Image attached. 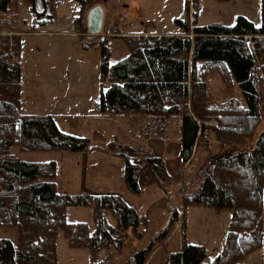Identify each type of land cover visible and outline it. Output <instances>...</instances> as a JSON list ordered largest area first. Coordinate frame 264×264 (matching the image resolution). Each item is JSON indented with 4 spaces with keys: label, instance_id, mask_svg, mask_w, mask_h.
I'll use <instances>...</instances> for the list:
<instances>
[{
    "label": "trees",
    "instance_id": "16d2710c",
    "mask_svg": "<svg viewBox=\"0 0 264 264\" xmlns=\"http://www.w3.org/2000/svg\"><path fill=\"white\" fill-rule=\"evenodd\" d=\"M10 2L0 0L1 13ZM191 5L192 13L189 0H184V16L174 19L176 30L119 35L129 52L114 63H109L108 48L101 41L100 72L108 86L101 90L99 110L143 118L142 135L160 140H167L170 120L178 118L184 163L200 141L212 137L208 149L214 144L218 151H209L200 167L204 177L198 187L183 194L186 205L231 212L224 245L208 264H242L259 247L264 264V128L249 146L261 121V95L253 72L258 60L264 61V20L257 26L237 15L233 24L199 25V0ZM19 54L17 35L0 31V226L17 229L16 244L0 238V264H58L56 238L61 231L70 246L88 250L89 264H110L129 233L142 238L147 221L139 220L135 209L117 194L58 192L54 161H24L11 153L12 146L21 151L83 152L89 143L62 132L50 114L21 113ZM210 73H217L227 85L236 82L243 103L232 97L212 104L205 82ZM119 151L125 157L126 186L137 193L140 166L132 159L140 150ZM145 160L158 179L165 174L161 158L146 153ZM68 206L89 207L93 230L85 222H68ZM152 244L134 250L122 264H142ZM102 249L107 256L100 259ZM205 257L202 245L184 243L180 251L168 253L166 264H201Z\"/></svg>",
    "mask_w": 264,
    "mask_h": 264
},
{
    "label": "rangeland",
    "instance_id": "374dc122",
    "mask_svg": "<svg viewBox=\"0 0 264 264\" xmlns=\"http://www.w3.org/2000/svg\"><path fill=\"white\" fill-rule=\"evenodd\" d=\"M189 0L190 13L194 11ZM101 4L105 19L99 34L90 35L86 27L87 12ZM196 22L233 24L243 15L259 26L264 20V0H199ZM184 16V0H11L8 10L0 12V31L17 35L21 83V113L23 115H52L58 128L65 133L88 139L83 152L67 150L10 151L24 161L56 164L55 183L58 192L68 194H117L132 206L139 220L146 219L141 239L129 233L120 254L110 264H122L134 250L153 244L142 264H166L170 252L180 251L184 243L205 248L208 264L222 249L231 221L228 209L217 211L208 206L186 205L183 194L192 193L203 180L201 166L209 151H218L212 137L198 144L192 158L183 162L180 157L179 119H171L166 131L167 140L146 138L140 132L145 120L138 116H114L99 110L101 90L108 81L102 80L101 41L108 48V61L114 63L128 55L121 31L127 23H139L143 32L162 33L176 30L175 18ZM40 17V18H37ZM40 19V20H38ZM194 23V22H193ZM107 28L109 31L107 32ZM121 28V29H120ZM117 35V36H115ZM264 60V55H263ZM259 59L253 79L261 95V121L249 146L264 128V66ZM212 104L228 98H238L241 92L233 82L227 85L217 73L205 77ZM137 152L133 163L140 166L139 192H131L125 183V157L119 148ZM146 153L161 158L165 174L157 178ZM68 222H85L94 228L89 207L68 206ZM109 221L114 223L110 213ZM164 233L163 235H161ZM0 238L17 243L15 227L0 226ZM58 264H89L90 254L85 247H72L61 231L56 238ZM107 256L106 249L98 258ZM242 264H263V249L247 254Z\"/></svg>",
    "mask_w": 264,
    "mask_h": 264
},
{
    "label": "water",
    "instance_id": "95a60500",
    "mask_svg": "<svg viewBox=\"0 0 264 264\" xmlns=\"http://www.w3.org/2000/svg\"><path fill=\"white\" fill-rule=\"evenodd\" d=\"M105 12L101 5L91 8L86 15V27L90 35L99 34L103 29Z\"/></svg>",
    "mask_w": 264,
    "mask_h": 264
},
{
    "label": "crops",
    "instance_id": "0c3cea01",
    "mask_svg": "<svg viewBox=\"0 0 264 264\" xmlns=\"http://www.w3.org/2000/svg\"><path fill=\"white\" fill-rule=\"evenodd\" d=\"M43 1V3L45 4V2H46V0H42ZM50 1H52V0H47V2H50ZM37 18H40V17H37ZM127 18V17H126ZM126 18H125V22H126ZM176 19V18H175ZM38 20H40V19H38ZM124 22V25H123V27H122V29H121V31L123 32V34L122 35H127V34H133V33H146V32H143L142 30H141V27L139 26V23H138V25L136 26L134 23H132V22H130V23H125ZM109 31V28H107V32Z\"/></svg>",
    "mask_w": 264,
    "mask_h": 264
},
{
    "label": "flooded vegetation",
    "instance_id": "af4514ba",
    "mask_svg": "<svg viewBox=\"0 0 264 264\" xmlns=\"http://www.w3.org/2000/svg\"><path fill=\"white\" fill-rule=\"evenodd\" d=\"M97 5H101V4H97ZM96 6V5H95ZM102 6V5H101Z\"/></svg>",
    "mask_w": 264,
    "mask_h": 264
}]
</instances>
